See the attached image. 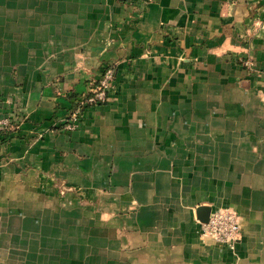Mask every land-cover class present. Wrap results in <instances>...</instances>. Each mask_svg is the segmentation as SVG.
<instances>
[{
  "label": "crops",
  "instance_id": "1",
  "mask_svg": "<svg viewBox=\"0 0 264 264\" xmlns=\"http://www.w3.org/2000/svg\"><path fill=\"white\" fill-rule=\"evenodd\" d=\"M8 117L0 264H264V0H0ZM201 206L236 213L234 249Z\"/></svg>",
  "mask_w": 264,
  "mask_h": 264
},
{
  "label": "built area",
  "instance_id": "2",
  "mask_svg": "<svg viewBox=\"0 0 264 264\" xmlns=\"http://www.w3.org/2000/svg\"><path fill=\"white\" fill-rule=\"evenodd\" d=\"M248 65V62H246ZM115 77V66L107 65L103 68L98 80L90 83L87 92L74 98V104L62 121L60 129L65 132L76 130L83 120L84 110L107 101L108 94ZM11 118L0 119V137L4 136L11 127ZM202 240H212L234 249L240 231L239 219L236 213L228 209L211 212L206 223L198 221Z\"/></svg>",
  "mask_w": 264,
  "mask_h": 264
},
{
  "label": "water",
  "instance_id": "3",
  "mask_svg": "<svg viewBox=\"0 0 264 264\" xmlns=\"http://www.w3.org/2000/svg\"><path fill=\"white\" fill-rule=\"evenodd\" d=\"M210 215H211L210 207L201 206L197 210V218L202 223H206L209 220Z\"/></svg>",
  "mask_w": 264,
  "mask_h": 264
},
{
  "label": "trees",
  "instance_id": "4",
  "mask_svg": "<svg viewBox=\"0 0 264 264\" xmlns=\"http://www.w3.org/2000/svg\"><path fill=\"white\" fill-rule=\"evenodd\" d=\"M7 131H8V129L6 130V132L5 133H7ZM9 134V133H8Z\"/></svg>",
  "mask_w": 264,
  "mask_h": 264
}]
</instances>
